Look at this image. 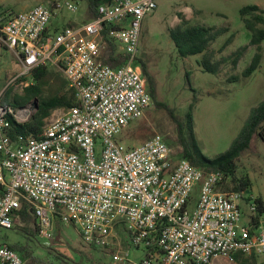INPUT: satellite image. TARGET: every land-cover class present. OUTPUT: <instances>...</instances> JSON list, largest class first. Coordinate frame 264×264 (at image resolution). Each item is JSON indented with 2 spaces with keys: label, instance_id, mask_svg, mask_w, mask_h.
I'll use <instances>...</instances> for the list:
<instances>
[{
  "label": "built area",
  "instance_id": "2783aa9c",
  "mask_svg": "<svg viewBox=\"0 0 264 264\" xmlns=\"http://www.w3.org/2000/svg\"><path fill=\"white\" fill-rule=\"evenodd\" d=\"M79 3L67 0L66 6L78 12ZM157 7L158 0H111L98 7L96 17L56 32L54 13L44 5L0 12V46L22 69L13 82L39 68H57L75 99L45 120L41 135H20L13 142L10 117L25 123L30 110L17 112L1 101L5 90L0 93V233L15 229L26 201L40 237L53 240L60 217L89 246L116 247L117 264L235 263L239 254L264 256L258 197L222 190L223 172L177 159L160 134L133 148L117 140L153 103L138 59L144 20ZM105 33L126 64L104 62ZM120 233L149 250L147 257L130 263L116 243ZM0 264L27 262L0 238Z\"/></svg>",
  "mask_w": 264,
  "mask_h": 264
},
{
  "label": "rangeland",
  "instance_id": "374dc122",
  "mask_svg": "<svg viewBox=\"0 0 264 264\" xmlns=\"http://www.w3.org/2000/svg\"><path fill=\"white\" fill-rule=\"evenodd\" d=\"M66 2L67 0H0V12L20 13L37 5H44L54 13L52 32L89 20L85 1L80 0L78 12L70 11ZM254 5L264 10V0H158L157 9L148 14L143 23L139 57L147 64L149 74L154 79L157 101L174 110L176 117L181 119L185 132H188V114L193 111L195 137L202 153L209 159H215L230 149L251 111L264 102V41L259 69L251 77H243L256 49L250 46L252 34L245 26L241 10ZM184 20L195 27L229 28V32L211 44L208 54L212 55L213 62H219L248 46L238 67L234 68L231 61H227L221 66L219 74H212L204 72L199 64L204 55L181 57L171 34L182 26ZM260 27L264 28V25ZM232 35L235 36L232 43L222 51L225 42ZM49 70L50 79L44 86L41 97L29 101L23 97L24 89L34 83L33 78L26 76V81H20V77L13 82L22 69L13 53L0 49V93L5 90L1 101H4L6 92L11 90L9 104L17 112L21 109L30 110V116L23 122L30 121L36 113V101L39 104L42 99L51 98L66 81L59 69L52 67ZM235 76L240 79L232 82L231 78ZM9 83L12 84L7 88ZM15 98L21 100L23 105H15ZM62 111L63 108L53 110L52 115H58ZM179 133L177 122L165 109L157 108L153 102L145 116L132 122L117 140L122 141L126 147L133 148L160 134L170 144L177 159H180L182 147ZM237 165V176L251 181L252 186L245 191V195L264 199V141L260 136L254 137L250 149L241 155ZM245 223L246 218L243 217L242 224ZM55 228L53 240H46L39 235L37 239H29L16 228L2 230L0 238L9 245L29 243L28 247L34 256L48 262L45 264L83 263V259L91 255L104 264H117L113 261L116 247H95L94 250L84 241L77 227L65 220L56 222ZM119 238L116 243H120L124 254H129L130 263L142 261L150 252L144 247L137 248L128 243L127 236L123 233H120ZM244 258L250 259L246 256ZM212 264L241 263H229L222 259ZM250 264H264V256L257 257Z\"/></svg>",
  "mask_w": 264,
  "mask_h": 264
},
{
  "label": "trees",
  "instance_id": "16d2710c",
  "mask_svg": "<svg viewBox=\"0 0 264 264\" xmlns=\"http://www.w3.org/2000/svg\"><path fill=\"white\" fill-rule=\"evenodd\" d=\"M87 3V17L90 19L97 16V9L100 5L109 3L111 0H82ZM242 19L244 20L246 28L251 32L252 39L250 46L255 47L256 53L252 59L250 66L243 72L244 78L251 77L260 67L263 55H262V43L264 41V28L260 25H264V10L259 6H247L241 10ZM250 16L251 18H247ZM229 32V28L216 29L211 27L191 26L187 21L182 22V26H179L175 31H172V39L175 42L178 53L181 57L187 58L190 56L204 55L199 62L204 72L219 74L221 66L227 61H231L232 66L237 68L241 59L243 58L248 46L242 47L234 52L228 58H223L219 62L212 61V55L208 54L209 48L213 42H216L220 36ZM105 42L107 43V50L104 54V62L111 67H118L127 63V57L118 51L117 46L107 38V33L104 34ZM235 36L232 35L224 44L222 51L227 48ZM142 64L144 74L148 78L150 91L152 94L153 102L157 108L165 109L171 118L177 122L180 129V145L182 152L180 159L188 160L193 166L200 168L207 172H223L227 178L225 184L222 186L224 191H240L245 192L251 188V181L249 178H240L237 176L238 160L241 155L250 149L251 143L255 136H260L264 141V102L251 111L250 117L246 121L238 138L233 142L230 149L219 155L215 159L207 158L201 151L194 133L193 125V111L188 114V132H185L184 125L181 119L177 118L175 112L166 104H162L157 101L156 87L154 79L150 76L147 64L138 59ZM34 83L25 87L23 95L24 98L29 101L41 97L44 86L50 79L49 68H39L32 74ZM240 77L235 76L231 78V81H236ZM20 81H26V77H21ZM64 81V80H63ZM11 90H8L5 95L4 102L10 103L9 96ZM75 102L73 93L68 88L67 82L64 81L61 89L49 99H42L39 103V109L36 111L32 119L25 123H18L13 116L10 117L11 129L9 131L10 137L15 142L20 135L26 136H39L42 133V129L45 125V120L49 118L53 110L59 108H69ZM15 105H23V102L18 98L14 99ZM152 138V137H151ZM149 138V139H151ZM147 139V140H149ZM170 145V144H169ZM176 157V155H175ZM258 203V216H264V201L262 198H257ZM61 218H57V222ZM16 229L23 232L26 236L37 239L39 235V228L37 225L36 215L34 213L33 206L23 201L21 209L17 212L16 216ZM27 237V238H28ZM6 244V243H5ZM10 248L16 249L21 252L24 260L27 264H45L47 261L42 260L39 257L34 256L33 251L28 247L29 243L17 246L9 245ZM93 249L95 247L90 246ZM95 250V249H94ZM252 259V260H251ZM256 259L254 257L244 258L239 254L236 256V262L241 264H250ZM50 264V263H49ZM65 264V263H64ZM67 264V263H66ZM75 264H104L100 259L91 257H85L83 263ZM196 264V263H190Z\"/></svg>",
  "mask_w": 264,
  "mask_h": 264
},
{
  "label": "water",
  "instance_id": "95a60500",
  "mask_svg": "<svg viewBox=\"0 0 264 264\" xmlns=\"http://www.w3.org/2000/svg\"><path fill=\"white\" fill-rule=\"evenodd\" d=\"M35 108H36V111L39 109L38 101L35 102Z\"/></svg>",
  "mask_w": 264,
  "mask_h": 264
},
{
  "label": "crops",
  "instance_id": "0c3cea01",
  "mask_svg": "<svg viewBox=\"0 0 264 264\" xmlns=\"http://www.w3.org/2000/svg\"><path fill=\"white\" fill-rule=\"evenodd\" d=\"M0 11H1V10H0ZM0 49H2L1 46H0ZM260 198H261V197H260ZM262 199H263V198H262ZM263 201H264V199H263ZM255 259H256V258H255ZM214 262H215V261H214ZM214 262H213V263H214Z\"/></svg>",
  "mask_w": 264,
  "mask_h": 264
},
{
  "label": "bare ground",
  "instance_id": "6f19581e",
  "mask_svg": "<svg viewBox=\"0 0 264 264\" xmlns=\"http://www.w3.org/2000/svg\"><path fill=\"white\" fill-rule=\"evenodd\" d=\"M30 112V111H29Z\"/></svg>",
  "mask_w": 264,
  "mask_h": 264
}]
</instances>
